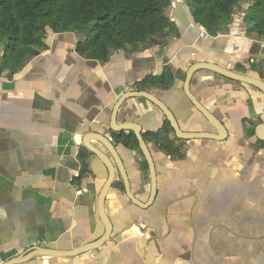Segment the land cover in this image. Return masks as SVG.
<instances>
[{"label": "crops", "instance_id": "1", "mask_svg": "<svg viewBox=\"0 0 264 264\" xmlns=\"http://www.w3.org/2000/svg\"><path fill=\"white\" fill-rule=\"evenodd\" d=\"M177 2L186 5L169 1L170 28L107 60L76 52L82 31L46 27L36 55L13 73L0 71V264L33 246L68 252L103 234L97 200L107 170L83 146L88 132L108 136L134 197L147 201L150 177L134 134L109 128L122 94L150 92L182 131L213 133L183 91L190 64L212 62L264 80V37L241 20L200 37L199 27L175 21ZM2 50L0 44V57ZM166 69L172 76L162 86ZM189 88L224 125L226 138H178L157 106L142 97L126 99L117 122L141 128L156 170L154 200L146 208L133 204L117 174L105 199L112 224L106 243L16 264H264V140L254 133L264 95L206 70L192 76Z\"/></svg>", "mask_w": 264, "mask_h": 264}, {"label": "trees", "instance_id": "2", "mask_svg": "<svg viewBox=\"0 0 264 264\" xmlns=\"http://www.w3.org/2000/svg\"><path fill=\"white\" fill-rule=\"evenodd\" d=\"M238 1L186 0V5L196 26L209 35L241 20L264 37V0H252L240 14H234ZM168 6L169 0H0V71L13 73L36 55L34 46L39 45L46 27L63 32L84 31L91 25L76 52L87 59L107 60L114 51L145 44L170 28ZM171 76L166 69L158 82L164 86ZM166 126L171 129L167 121ZM132 139L138 145L134 135Z\"/></svg>", "mask_w": 264, "mask_h": 264}, {"label": "water", "instance_id": "3", "mask_svg": "<svg viewBox=\"0 0 264 264\" xmlns=\"http://www.w3.org/2000/svg\"><path fill=\"white\" fill-rule=\"evenodd\" d=\"M174 14L176 18L175 21H177L182 27L186 29H190L193 26L196 27V24L194 23L191 17V14L189 12L187 5L184 6L182 2H177L175 4ZM200 70L211 71L218 75H221L222 77L251 85L257 88L258 90H260L264 95V80L259 77L235 72L233 70L222 67L212 62H203V61L200 62L199 61V62L190 64L185 74V78L183 82V91L186 97L191 102V104L194 106V108L197 109L200 112V114L215 128L216 132L212 133V132H184L180 129L175 115L156 96H154L150 92H146L142 90H139V91L133 90V91L125 92L118 98V100L113 105L112 112L110 115L109 128L110 130L114 132H118V133L132 132L135 135V138L138 143V147L146 161L148 172H149V177H150V190H149V196L147 198V201L142 202L136 199V196L134 197V194L132 193L130 189V184H129V181L126 175L123 162L116 150V147L114 146L113 142L108 138V136L104 133L101 134L100 132H94V133L88 132L83 138V142H82L83 146L89 152L94 154V156H96V158L102 162V164L105 166L107 170V176L102 185V188L100 189V192L98 194V200H97L98 216L104 225L103 234L98 239L88 244L82 245L78 248H75L73 250H70L68 252H60V251L50 249L48 247H43L40 245L33 246L30 250H28L22 256L14 257L2 264H16L24 260H28L32 257L43 256V255L47 256V254L52 255V256H73V255H77L82 252L95 250L101 247L103 243H106L110 239L111 233H112V224L105 211V199H106L108 190L110 189L112 183L114 182L117 174H119L120 177L122 178L125 194L133 204L140 206L142 208H146L148 205H150V203H152L156 195V191H157L156 170H155L154 160L150 152V149L143 139L141 128L138 124L134 122H123V123L117 122L118 110L126 99L133 98V97H142V98L147 99L151 103H153L155 106L159 108L158 110L162 112L166 121L169 123L170 127L173 129L175 136L178 138H181V139L207 138V139H212V140H217V141L225 139L227 136V131L224 125L208 109H206V107L202 105L190 91V88H189L190 80L192 76L197 71H200ZM262 108L263 110H262V114L260 118L261 122L257 124L254 128L255 136L256 138L260 140H264V106ZM98 124H101V122L98 121ZM93 140L99 142L104 149H101L98 146L94 145L92 143Z\"/></svg>", "mask_w": 264, "mask_h": 264}, {"label": "rangeland", "instance_id": "4", "mask_svg": "<svg viewBox=\"0 0 264 264\" xmlns=\"http://www.w3.org/2000/svg\"><path fill=\"white\" fill-rule=\"evenodd\" d=\"M251 2L252 0H239L238 3L234 6V9H233L234 14H240L242 12V9L246 6V4H251ZM90 28H91V25H87L84 31H82L84 34V38H86L87 35L89 34ZM224 30H225V27L221 29V31H224Z\"/></svg>", "mask_w": 264, "mask_h": 264}, {"label": "built area", "instance_id": "5", "mask_svg": "<svg viewBox=\"0 0 264 264\" xmlns=\"http://www.w3.org/2000/svg\"><path fill=\"white\" fill-rule=\"evenodd\" d=\"M207 35L208 33L206 32V30L203 27L199 26V36L204 38Z\"/></svg>", "mask_w": 264, "mask_h": 264}, {"label": "flooded vegetation", "instance_id": "6", "mask_svg": "<svg viewBox=\"0 0 264 264\" xmlns=\"http://www.w3.org/2000/svg\"><path fill=\"white\" fill-rule=\"evenodd\" d=\"M171 130L173 131V129L171 128ZM175 134V133H174Z\"/></svg>", "mask_w": 264, "mask_h": 264}]
</instances>
